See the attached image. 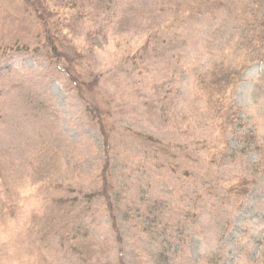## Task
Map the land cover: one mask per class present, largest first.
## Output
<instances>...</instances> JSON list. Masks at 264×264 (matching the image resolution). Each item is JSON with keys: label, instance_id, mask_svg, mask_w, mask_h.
Wrapping results in <instances>:
<instances>
[{"label": "rangeland", "instance_id": "rangeland-1", "mask_svg": "<svg viewBox=\"0 0 264 264\" xmlns=\"http://www.w3.org/2000/svg\"><path fill=\"white\" fill-rule=\"evenodd\" d=\"M0 264H264V0H0Z\"/></svg>", "mask_w": 264, "mask_h": 264}]
</instances>
